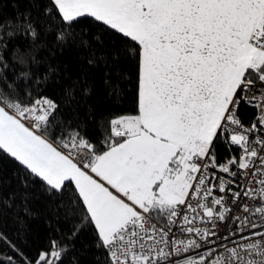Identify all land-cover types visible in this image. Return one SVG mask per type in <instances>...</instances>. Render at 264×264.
I'll list each match as a JSON object with an SVG mask.
<instances>
[{
  "label": "snow or ice",
  "instance_id": "snow-or-ice-1",
  "mask_svg": "<svg viewBox=\"0 0 264 264\" xmlns=\"http://www.w3.org/2000/svg\"><path fill=\"white\" fill-rule=\"evenodd\" d=\"M27 2L0 17V49L39 69L14 41L53 35L49 55L76 47L92 67L134 61L136 114L111 118L100 140L64 115L88 97L86 82L49 95L63 77L47 58L27 84L0 73V164L15 166L21 189L6 195L0 175V220L30 215L38 187L75 202L71 239L90 232L102 264H264V0ZM0 69L10 70L3 56ZM105 84L120 97L119 83ZM49 231L26 255L0 230V264H64L69 237Z\"/></svg>",
  "mask_w": 264,
  "mask_h": 264
},
{
  "label": "trees",
  "instance_id": "trees-1",
  "mask_svg": "<svg viewBox=\"0 0 264 264\" xmlns=\"http://www.w3.org/2000/svg\"><path fill=\"white\" fill-rule=\"evenodd\" d=\"M22 12L31 8V4L27 0H0V17L5 19L15 15L17 8ZM38 13L33 10V15ZM14 44L20 48H29L31 55H34L38 61H41L39 69H33L30 62L21 64L18 59V53H13V46L10 44L6 49H0V56L10 65L9 69H0V73L11 74L16 84H27L28 78L33 71L43 72L48 64L43 63L47 58L49 64L59 70L63 79L59 86L49 90V95L61 97L62 90L70 87L73 82L83 80L89 88L87 98L78 97L79 103H73L70 107H66L64 115L81 122V127L87 132L92 133L95 138L103 140L107 135L108 122L111 118L118 115L136 114V96L135 81L136 68L134 61H124L119 66L105 68L102 64L92 67L87 64L89 53L84 49L69 47L62 53L49 55L48 49L56 47L53 35L42 36L36 41L34 46L28 45L27 42H21L19 38ZM16 65L15 67H11ZM107 73V76H106ZM119 76L126 77V80H118ZM109 83H119L121 94L119 98L110 95V89L105 84V80ZM12 84V81H8ZM0 167L3 172L0 173L3 178L2 190L7 195L13 192H19L18 181L14 178L15 166L11 163H2ZM32 200L28 207L30 215L21 213L19 217L15 211L8 213L0 220V230L5 232L9 238L19 237L21 243L19 246L24 250L25 254L34 253L47 240L52 233L49 231V223L60 226L61 231L69 237L67 247L69 249L64 264H102V253L93 247V237L90 232H85L78 239H71V230L79 225L76 214L73 212L75 202L68 197L63 201L51 199L45 196L37 187L32 192ZM19 230V231H18ZM5 253L8 254L7 250Z\"/></svg>",
  "mask_w": 264,
  "mask_h": 264
},
{
  "label": "built area",
  "instance_id": "built-area-1",
  "mask_svg": "<svg viewBox=\"0 0 264 264\" xmlns=\"http://www.w3.org/2000/svg\"><path fill=\"white\" fill-rule=\"evenodd\" d=\"M248 203H249V206L251 207L253 202L249 201ZM237 214H240V213L238 212ZM230 227H231L230 225L225 224V225L219 227V231L221 234H224L225 230L229 229Z\"/></svg>",
  "mask_w": 264,
  "mask_h": 264
}]
</instances>
